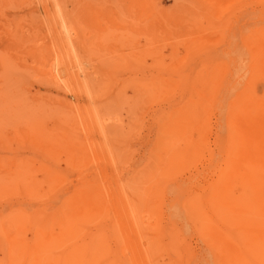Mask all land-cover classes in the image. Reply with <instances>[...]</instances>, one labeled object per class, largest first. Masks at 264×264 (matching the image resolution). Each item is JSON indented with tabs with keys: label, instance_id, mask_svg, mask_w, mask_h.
<instances>
[{
	"label": "rangeland",
	"instance_id": "374dc122",
	"mask_svg": "<svg viewBox=\"0 0 264 264\" xmlns=\"http://www.w3.org/2000/svg\"><path fill=\"white\" fill-rule=\"evenodd\" d=\"M57 3L73 17L83 8V27L77 24L83 28L80 59L60 45L65 34L61 39L67 38L72 50ZM260 17L264 0H0V185L15 179L30 187L27 194L5 197L12 185L0 186V215L23 206L53 217L61 196L94 193L99 207L86 218L90 224L77 246L59 245V223L53 225L48 234L55 239L53 258L83 243V250H90L83 264H93V251L100 257L94 264H134V249L146 252L144 264H223L226 254L198 218L206 215L224 234L228 227L219 215L230 205L241 217L229 211L223 217L243 225L258 264H264V198L246 192L238 206L237 194L221 196L218 180L224 155L219 142L226 146L227 134L241 127L244 116L241 81L233 74L253 63L246 38L256 22L264 27ZM200 73H209L211 82H203L207 76L199 78ZM69 79L81 83L83 91L70 89ZM232 116L239 118L237 125ZM63 127L72 132H62ZM184 127L203 132L205 148L173 167L165 160L161 138ZM63 140L82 149V155L69 163V154L60 150L55 164V153L41 149L45 142L55 148ZM35 185L39 195L32 193ZM188 207L190 214L200 211L197 222ZM216 210L220 214L214 215ZM228 233L240 236L235 225Z\"/></svg>",
	"mask_w": 264,
	"mask_h": 264
},
{
	"label": "bare ground",
	"instance_id": "6f19581e",
	"mask_svg": "<svg viewBox=\"0 0 264 264\" xmlns=\"http://www.w3.org/2000/svg\"><path fill=\"white\" fill-rule=\"evenodd\" d=\"M62 3H63V1H62ZM60 4H61V2H60ZM60 4L58 5V3H57V6H59L60 13H61L60 18L62 17V21H63V23H62L63 26L62 25L61 26L63 27V29L68 30V32H69V36H70L69 39L71 40V42H69V43L71 44L72 50H70V52L68 51L69 50L68 49L69 44L67 43L68 42L66 40L67 38H65V40L61 39L65 35L64 33H63L64 35L61 36V38H60V45H62V47L67 48V52H65L67 55L73 54L75 57L80 59V57L83 55V33H82L83 28L81 30H79L80 27H83V10H82L83 8H81L82 11L81 10L79 12L77 11L78 14L73 17L71 15L69 16V14H67L66 10L64 8H62L63 5H60ZM71 14H73V13H71ZM262 20H264V19H262ZM59 22H60V20H59ZM77 24H79V26H80L79 29L77 28ZM258 24L259 23L256 22V25L254 26L253 30L249 33L250 37L246 38L247 44L250 46L251 52L253 55V63L249 67H239L237 70L238 72L235 71V74H233L236 78H239L241 81L240 82L241 97L243 98V100L241 99L243 102V105L241 107H242V110L244 109V116H243V119L240 121H241V127H243V128L239 127L240 124L237 125L236 121H238V123H239V120H238L239 118L235 119L237 117L235 116L233 118V116H232V119H234L232 121L236 120L235 121L236 123L235 122L234 123L237 126H235V124L233 122H232L233 124H231L229 122L228 123L231 125H234L237 128L239 127L238 129L240 131L237 128L233 129L236 131H229V133L227 134L228 137L226 140V146H224V144H223L224 143L223 139L220 140V142H219L220 143V145H219L220 150H221V152L223 151V154H224L223 155V161H222L223 169H222L220 178L218 179L220 181V183L222 184L220 193H221L222 197H229V198H232L233 194H237V196H236L237 199H235V201H238V204H239L238 206H240V204L242 205L241 199L245 197L246 192L251 193L253 196L256 195V197L264 198V27H261L262 25L260 26V24L259 25ZM74 30L77 32V35H78L77 36L78 38L76 37L75 39L72 38L70 35V32L71 31L74 32ZM60 33H61V31H60ZM63 57L64 56L62 54L60 57L56 56L57 62H58V60L61 61V59H64ZM58 64H59V62H58ZM223 68H225V67H223ZM213 69H215V68L213 67ZM232 69H231V71H232ZM233 71H234V69H233ZM207 72H209V73L212 72V69H211V71H207ZM209 73L204 74V76L206 75L207 78H205L200 73L201 75L199 76V78H201V76H202V79L205 78L203 80V82L207 79V83H208L210 81V80L208 81V76L210 75ZM217 77H218V75H217ZM223 77H225V73H224ZM49 78H50L49 80L55 79V78H52V76ZM229 78H230V76H229ZM229 78H228V80H229ZM195 79H197V77ZM67 81L65 83H67ZM195 81H197V80H195ZM218 81H223V80L221 78V80H218ZM230 81H232V80L230 79ZM232 82H234V80ZM232 82L231 83L229 82L230 85H232ZM50 83L53 84V80L50 81ZM224 83L226 84V82H224ZM224 83L221 82L220 84H224ZM227 83H228V81H227ZM80 84H76L74 81L69 79V84L67 86H69L70 89L79 92V91H83V86ZM207 85H209V84H205L204 86H207ZM215 87H216V85H215ZM228 87H229V85H228ZM209 89H211V86ZM230 90H232V89H230ZM204 91H205V89H204ZM212 91H214V89H212ZM197 92H198V90H197ZM210 92H211V90H210ZM218 92L220 93L221 91L218 90ZM218 92H217V94H219ZM238 92L240 93V91H238ZM199 94H200V92L198 93V95ZM210 94H211V96H212V94L214 96V93H210ZM221 94L222 93H220V99H221ZM202 95H203V93H202ZM202 95H201V97L200 96H198V97L202 98ZM203 96H205V95H203ZM232 96H233V93H232ZM233 97L235 99V97H237V96H233ZM199 100H201V99H198V101ZM207 100H208V98H207ZM218 100H219V98H218ZM221 100H223V99H221ZM227 100H229V99H227ZM202 101H201V103H202ZM204 102H205V100H204ZM218 103H219V101H218ZM224 103H223V105H224ZM237 103L238 102L234 103L235 106ZM195 104H197V106L196 105L195 106L198 107L199 103H195ZM230 104L232 105V101L227 105H230ZM223 105H221V106H223ZM230 106L227 108V111L231 110L230 111V114H231V112H233L234 109L232 111V108H230ZM238 106H240V105H238ZM215 107H217V106H215ZM88 109H87V111H88ZM83 110L86 111V108L80 110L82 116H83V113L84 114L86 113ZM242 110H241V112H242ZM91 111H93V110L91 109ZM197 111H199V110H197ZM221 111H223V109H221ZM222 113H220V114L222 115ZM226 114L230 115L229 113H226ZM90 115H91V113L89 114L88 117H90ZM228 115H227V117H228ZM238 115H240V114H238ZM192 116H194V115H192ZM190 117L188 118V116H186V118H188V119H190ZM225 118H226V116H225ZM229 124L228 125L226 124V127L231 126ZM200 125H201V122H200ZM196 127H194L195 131H196V129H195ZM231 127L234 128L233 126H231ZM185 128L186 127H184L183 130H180L177 132L175 131V128H173L174 129L173 131L167 130L166 132H163V135L161 138L163 145H165L167 147L165 160L169 165H171L173 167L178 165L179 163L185 161L184 159H186V157L189 154H192V155L195 154L196 155L195 152H197V151L200 152L202 149L204 150V148H205L203 140H201L203 132H195L191 127L187 128V130ZM198 128H199V125H198ZM188 129H192L194 132L191 130H188ZM60 130L62 132H66V133L72 132L71 131L72 129H69L67 127H63ZM193 133H195V134L197 133L196 139L193 138ZM30 138L31 137L29 135L26 136V139H30ZM35 140L32 139V142L34 144L36 142V144H37L38 141H37V139H35ZM177 143H179V146ZM50 144H51V142H45V144L43 145L45 150L41 149L42 146H40V144H39L38 145L39 148L37 147V149L38 150L41 149L42 151H45V153L43 152L45 155L47 154L46 152L48 150H49L48 152H50L52 155L54 152L55 154L53 155V157H56V158L58 157V159H56V158H55V160L53 159L52 160L53 162L54 161L56 163L59 162L58 160H59V157L62 153L60 150L67 153V156L69 154L68 161L71 160L72 158H74V160L76 161V157H79L82 155V149H80L78 146H76L73 143H70L66 140L58 142L57 144H59V146L56 145L55 146L56 149L53 148ZM177 146L181 147V149L180 148L176 149ZM56 153H58L60 155L58 156V154L56 155ZM49 154L47 155V157L51 156ZM192 155H190V156L192 157ZM72 160L69 161V163L70 162L72 163ZM64 164H63V166H66L67 162ZM58 165H61V162ZM8 185H12V186L8 188L9 193L6 192L5 197L10 196L11 194L13 195V194H17V193L24 195V194H27V192L30 190L28 182H26V181L16 182L15 179L10 180L6 184L0 185V186H2V189H3L4 187H7ZM39 189H40L39 185H35L32 189V193L39 195L40 193L38 194L39 191H37ZM45 189H46V187H45ZM225 189H227L228 191ZM0 190H1V188H0ZM30 196L31 195H29V197ZM1 198H4L2 196V194L0 195V199ZM97 198L98 197L94 193L88 194L84 197L81 194L76 195V193L71 194V196L69 195V197L61 196L60 198L57 199V201L59 203L56 206V208L54 209V212L52 214L53 217H48V216H46L45 213L43 214L42 212H32L29 209L24 208L23 206H20L18 209H16L14 212H12L11 214H9L7 216L6 215H0V221H1L0 222V264H83V255L86 256L85 254H88V252L90 251V250H83V243H81L79 248L77 250H74L72 253H66L67 255H64L63 257H58V258L54 257L53 258V255L50 254L51 253L50 252L51 251L50 250L51 249L50 244H52V241H54L55 239L53 240V238H50V236L48 234L53 232V230H51V229H52V227H54L53 225H55V222H58L59 223V234L57 235V238L59 240H57V241H60L59 245H61L63 248H65L67 245L77 246L78 245L77 242L79 240H83L82 239L83 227L87 224H90L89 221L86 222V218L88 217V215L90 213L98 210L99 200ZM216 202H219V200ZM235 204L237 205V203H235ZM224 205H226V204H224ZM226 206L227 207L221 208V209H223L221 214H220V212L218 213L217 210H216L215 214L213 212L214 215H216L217 213L220 214L219 220L221 221V223H223L224 227H228V228H226L224 234H222L220 232V230H218L217 228L215 229V226H211V225H213L212 222H211V225L209 224L208 221H210V220L206 219V217H205L206 215L205 216L203 215L204 212H202V214L200 216H204L205 219L203 217H202L203 219H201L200 216H199L200 218H198V219H200L201 223L202 222L204 223V224L202 223L203 226L201 228H203L204 226L205 227L207 226L206 228L209 227L210 231L207 229H203V230H207L210 232L209 237L212 238L213 242L218 245V249L220 250V252H221V250L223 251V253H221V254L222 255L226 254L222 260L223 264H258V262L260 263L258 253L255 251L256 250V248L254 246L255 244L252 243L249 239L248 240L246 239V235L244 234L243 225L240 222L232 223L228 219L223 217V213H228V211L233 215L236 214L237 217H241L240 212L238 210L235 211L234 209H232L230 205H226ZM228 206H230V207L228 208ZM185 209H187V208H185ZM188 210H189V207L186 211H188ZM196 211L198 212L197 209H196ZM232 212H237V213H232ZM188 213H189V215H191L194 218V217H198V214H200V211L198 212V214L194 213L192 211H191V214L189 211H188ZM189 218L191 219V217H189ZM216 218L218 219L219 217L217 216ZM194 219L196 220V218H194ZM191 220H192V222H194L193 219H191ZM196 222H197V220H196ZM194 224H195V222H194ZM196 224H195V226H196ZM234 225L239 228L240 236L238 235V237H237V235L234 237L232 234L228 233V230L232 229L234 227ZM229 226H231V228ZM122 228H126V227L122 225ZM197 228H199V227H197ZM201 228H200V230H201ZM11 233H14L13 237L11 236L12 235ZM202 233H204V232L202 231L200 234H202ZM130 243L132 244L133 242L130 241ZM217 245L216 246L214 245V246L217 247ZM219 247H221V248H219ZM145 253H143L140 249L139 250L134 249L133 254H132L133 263L134 264L147 263L148 258H147V255ZM90 257H91V260L93 261V264L96 263L97 260L100 259L99 254L96 251L91 252Z\"/></svg>",
	"mask_w": 264,
	"mask_h": 264
}]
</instances>
